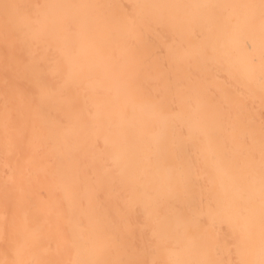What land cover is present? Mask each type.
<instances>
[{
    "label": "bare ground",
    "instance_id": "6f19581e",
    "mask_svg": "<svg viewBox=\"0 0 264 264\" xmlns=\"http://www.w3.org/2000/svg\"><path fill=\"white\" fill-rule=\"evenodd\" d=\"M64 1H39L57 27L0 10V264H264V0H118L167 41L176 99H134L137 56L111 37L139 29L114 21V59L99 27L81 40L60 19L117 15L115 0ZM59 43L62 69L98 73L82 93L37 70Z\"/></svg>",
    "mask_w": 264,
    "mask_h": 264
},
{
    "label": "rangeland",
    "instance_id": "374dc122",
    "mask_svg": "<svg viewBox=\"0 0 264 264\" xmlns=\"http://www.w3.org/2000/svg\"><path fill=\"white\" fill-rule=\"evenodd\" d=\"M39 1L40 0H0V10H2L3 5L8 3L14 6L15 11L18 12L15 21L20 24V26L28 24L30 27H35V22L45 18L46 14H49L51 19L53 17L55 20L59 19L58 17H55V15H53L50 9L48 10L46 6H40ZM68 2L69 0H65L61 4H55V6L59 11L64 8V10L60 12L64 13L69 5ZM99 2H101L99 4H104L102 1ZM114 2L116 7L119 6L117 15H113V12L111 11H109V13L106 11L105 15H102L103 19L99 21L87 20L85 23L79 24L78 19L71 14L65 13V16H61L60 14L57 16L64 17L60 19L65 20L63 25L69 28L68 32L70 34H73V31H77V28L80 27L83 34L81 40H84V36L87 35V32H93L91 29L99 27V35L96 38L99 41V48L96 51L99 55H109L114 59H116V56L113 53V49L109 47L108 42L102 37L109 32V28L113 26L114 21L117 19L119 21L124 20L125 23L121 24V27L124 29H129L132 27L139 29V35L137 37L131 38L132 31H130L129 36L126 37L117 32H115L111 37L118 45L127 44L128 46H132L133 52H135V55L137 56L138 62L135 71L136 77L131 78L133 88H136L135 91L137 92L134 99H140L142 95L146 96L145 99H156L157 93H160L161 99H176L177 90L185 84L181 82V78L177 72H173L171 77L165 75L162 77V75L157 72L158 69L162 71L166 69L168 70L172 68V65L168 59H165L164 53L159 51V46L161 44L166 45L167 41L161 38L154 40L152 37H149L150 34H154L158 31V26L155 27V21L142 18L138 19V16L135 17L134 15L130 14L129 9L125 8L123 11L118 0H115ZM88 8L90 7L88 6ZM0 19H3L1 13ZM6 20L10 19L6 18ZM57 26H59L58 20L53 21V27ZM6 28H8L7 25ZM27 31V29L24 30V32ZM55 31L56 30H50L47 32V34L51 37L55 34ZM32 32L33 31L27 32V34H32ZM6 33L10 32L8 31ZM135 44H139V47H136ZM56 47L57 49H60V43L55 46L53 52L44 49L43 52H40V56H35L36 59H39V61L36 63L37 70H41L42 72L48 71L54 76L57 85H63L64 82L69 81L72 85H75V91H77V93H82L83 88L79 85L84 83L93 84L94 80L98 78V73L93 70L92 66H87L86 70L82 71V76L77 79L74 74V69L76 67L74 62H66V66L63 69L59 65V56L64 55V51L62 48L59 51H55L57 50ZM46 62L50 63V65L46 64ZM197 64L198 63L193 62L189 65V67L199 69ZM178 66L181 67L183 64H179ZM128 71L130 74H132L133 68L130 66ZM187 73L191 76L190 80L197 81L201 78L198 74L194 73L193 70H189ZM186 79H188V77ZM191 98H195V96H191ZM84 99L90 98L88 97Z\"/></svg>",
    "mask_w": 264,
    "mask_h": 264
}]
</instances>
